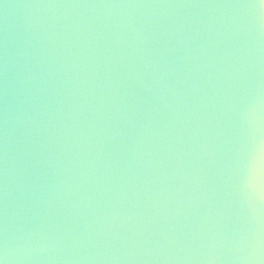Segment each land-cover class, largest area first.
I'll use <instances>...</instances> for the list:
<instances>
[{"label":"water","instance_id":"1","mask_svg":"<svg viewBox=\"0 0 264 264\" xmlns=\"http://www.w3.org/2000/svg\"><path fill=\"white\" fill-rule=\"evenodd\" d=\"M0 257L264 264V5L0 0Z\"/></svg>","mask_w":264,"mask_h":264},{"label":"snow or ice","instance_id":"2","mask_svg":"<svg viewBox=\"0 0 264 264\" xmlns=\"http://www.w3.org/2000/svg\"><path fill=\"white\" fill-rule=\"evenodd\" d=\"M259 2L264 5V0H259ZM258 168L259 165L258 164H254L253 165V170L249 176V185L250 186H255L258 181H259V176H258ZM0 264H5V261L2 257H0Z\"/></svg>","mask_w":264,"mask_h":264}]
</instances>
